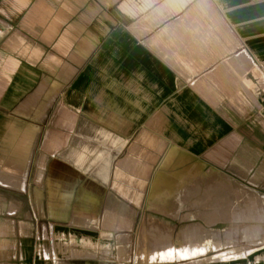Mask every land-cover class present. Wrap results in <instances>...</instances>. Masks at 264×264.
<instances>
[{
    "label": "crops",
    "instance_id": "obj_1",
    "mask_svg": "<svg viewBox=\"0 0 264 264\" xmlns=\"http://www.w3.org/2000/svg\"><path fill=\"white\" fill-rule=\"evenodd\" d=\"M254 209L264 0H0V264H264L142 257Z\"/></svg>",
    "mask_w": 264,
    "mask_h": 264
},
{
    "label": "rangeland",
    "instance_id": "obj_2",
    "mask_svg": "<svg viewBox=\"0 0 264 264\" xmlns=\"http://www.w3.org/2000/svg\"><path fill=\"white\" fill-rule=\"evenodd\" d=\"M161 173H163V172H161ZM199 173H201V172L200 171H197V170H190L189 172H187V171L186 172H181V171L174 170L172 172H169L168 173L169 174L168 180L169 179L172 180L173 181V184H174V186L172 187L173 193L175 195L174 198H176V194H178V192L180 191L181 184L183 183V180H182V176L181 175L182 174L184 176L187 175V178H189L191 180V179H195ZM163 179H165V178H163ZM163 181H165V180H163ZM224 192L225 191L223 190V193ZM170 205H172V204H170ZM222 205L224 206V205H227V204L222 203ZM143 206H144V204H143ZM147 206H149V204H147ZM164 206H165V204H163V207ZM168 207H170V206H168ZM173 207L180 208L181 207V204L180 203H174L173 204ZM253 211H254V216H256L255 218H252L253 221H252V219L251 220H246L244 218H241V219L240 218H237V220L238 221H241V220L247 221L248 223L250 222L252 225L253 224L254 225L255 224H259V223H264V215L259 210H257V209H254ZM222 221H223V226H228L229 225L228 219H222ZM234 221H236V219H234ZM176 222H178V220H176ZM247 228H249V227H247ZM247 228H245V229H247ZM245 229L243 230V233L240 234V235L233 234L230 229H227L225 231V233L221 236V240L220 241L218 240V237L217 236H214V235L207 236V238L208 237H211L210 238V241H213V242H210L209 241V243H208V244H210L211 248H214V249H218L220 247L222 248V252H220L219 254H217L218 257L216 255V258H220L219 257L220 255L230 254V253H234V254H237V255H235L233 258H229V259L222 258V259L223 260L235 259V258H238V257L242 256L241 255L242 253H249L250 254L249 257H250L252 255V252L255 249H257V248H254V247H256L257 244H262V245L264 244L263 242L259 241L256 238V235L254 233L255 231L260 230V227L254 228L256 230L251 229V232H253V234H252L251 237L244 235ZM180 231H182V230H180ZM182 234L179 233V234H177L178 236L175 235L170 240L173 241L174 238L177 239V237H181ZM194 235L196 237L200 236V235L197 236L196 234H191V236H194ZM188 236H190V235H187V237ZM203 239H204V236H203ZM201 243H204V242L202 241ZM216 243H217V248H215ZM194 256H196V255H194ZM190 257H193V256H190Z\"/></svg>",
    "mask_w": 264,
    "mask_h": 264
},
{
    "label": "bare ground",
    "instance_id": "obj_3",
    "mask_svg": "<svg viewBox=\"0 0 264 264\" xmlns=\"http://www.w3.org/2000/svg\"><path fill=\"white\" fill-rule=\"evenodd\" d=\"M262 226H264V225H261L260 226V230L254 232L255 235H256V237H260V239H259L260 241L261 240H264V228ZM256 227H259V226H254V228H256ZM248 229L249 228H247V230ZM253 230H256V229H253ZM194 232L195 231L193 230V231L189 232V234H187V233L186 234L185 233L182 234L181 233L182 234V236L180 235L181 237H177V239L174 238L175 240L173 239V241H171V240L165 241V243L163 241L164 244L161 241L160 243L163 244V247H161L162 245L161 246L158 245L159 247L158 246H156V247L154 246L155 249H153V251H149L147 254H143L142 257H146V259H147V257H150V256H152V257H157V256L159 257L160 256L162 258L169 259V258H175V257H178V258H187V257H190V256L203 254L209 248H211L210 244H208L211 237H208L207 238V235H206V236H204V239H203V236H201V235H200L201 237L198 236L199 235L198 233L196 234L198 237H196L195 235L194 236H191V234H195L196 233V232L195 233ZM197 232H199V231H197ZM187 235H190V236L187 237ZM246 236H247V234H246ZM202 241L204 243H201ZM210 242H213V241H210ZM144 244H145V242H144ZM215 248H217V243H216ZM141 253H143V251ZM235 255H237V254L230 253V254L220 255L219 257L221 259L222 258L229 259V258H233ZM217 257H218V255H217ZM139 260H140V258H139ZM154 260H156V258H154ZM160 261H161V259H160ZM156 262H158V261H156Z\"/></svg>",
    "mask_w": 264,
    "mask_h": 264
}]
</instances>
